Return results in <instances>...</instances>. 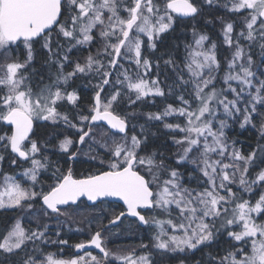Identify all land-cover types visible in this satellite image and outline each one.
<instances>
[{"label": "snow or ice", "instance_id": "6c2138e0", "mask_svg": "<svg viewBox=\"0 0 264 264\" xmlns=\"http://www.w3.org/2000/svg\"><path fill=\"white\" fill-rule=\"evenodd\" d=\"M0 210V264H264V0H0Z\"/></svg>", "mask_w": 264, "mask_h": 264}, {"label": "trees", "instance_id": "16d2710c", "mask_svg": "<svg viewBox=\"0 0 264 264\" xmlns=\"http://www.w3.org/2000/svg\"><path fill=\"white\" fill-rule=\"evenodd\" d=\"M222 12H223V9H221V12L220 13H217V15H220ZM225 18L228 19L229 17H225ZM210 31L212 33H215V35H213L212 38L213 39H216L217 38V35H219V25H217L214 29H210ZM237 31H239V27H237ZM97 47H98V45H94L92 47V51L95 52L96 49H97ZM87 54H88L87 53V50H85L82 53H79L78 55L86 56ZM221 59H223V56H221ZM76 86L78 87V90L81 92V94H82V96L84 97L85 100L91 96V91L88 88L85 87V81H79L78 80L76 82ZM145 110H148V109H145ZM151 110L154 111L155 109L153 108ZM226 131H230L232 133V136L233 137H235V135H236L237 132H243V135L239 137V139H240L241 142H244L247 138H251L252 140H254V138H255L254 137V134L256 133V129H252L250 132H245L243 129H240L239 128V124H236L234 127H231L230 129H227ZM168 143H169V146H170V150L171 151H175L176 149L173 148V147H171V141H169ZM83 167H87V165H84ZM5 170H7L6 166H5ZM109 207H110L109 215H111V208L116 207V205L115 204H109ZM12 214L13 213L11 212V210H9V212L6 213V214L2 213V210H0V218H2V215H12ZM83 214L84 215H87L88 212H84ZM127 223H129V220H125L124 223L121 224L119 227L112 228L109 233H106L105 234L106 237H108L112 233H115V232L117 233V236L115 237V239L108 240V238H107V240H108V247L111 248L113 251H116L118 249L117 246L118 245H121V243H123V242L118 241V240L119 239L121 240L122 237H125L126 232H124L125 230H122L121 228L124 227ZM134 226H135V224H134ZM72 227L75 228L76 225H72ZM84 227L87 228L86 226H84ZM132 229H135L132 232H134L133 235L136 236V237H138L137 231H139V232L144 231V228L143 227H140L139 229H137L136 226H135V228H132ZM65 231H67V229H65ZM68 235L72 237V239L70 240V245L71 244H74V243L78 242L79 240L85 238V235L80 234V233H75V232L68 233ZM142 239L144 240V243H148L149 242L148 239H146L145 236H143ZM70 245L69 246H65L64 251L60 253V255L62 257L69 256V255H73L74 254V249L71 248ZM132 248H135V244H133ZM49 250L50 251H53V252H56L57 251L56 248H53L51 246L49 247ZM138 251H139V249H138ZM163 264H169L168 260L167 259L163 260ZM172 264H176V262L173 261Z\"/></svg>", "mask_w": 264, "mask_h": 264}, {"label": "rangeland", "instance_id": "374dc122", "mask_svg": "<svg viewBox=\"0 0 264 264\" xmlns=\"http://www.w3.org/2000/svg\"><path fill=\"white\" fill-rule=\"evenodd\" d=\"M99 131L100 130L98 129L97 133H99ZM16 171L18 173L20 170L17 169ZM81 210H83V213L84 212H88V210L84 209L83 206H81ZM131 227L135 228L134 224L130 225L129 223H127L124 227L121 228L122 230H125L124 232H126V235H125V237H122L121 240L120 239L118 240V241H121L123 243H121V245L117 246L118 247L117 250H120V249H131L133 244H135V248H137V250H138L139 249L138 246L141 243L143 236H145L146 239H148V241L151 239V232L149 230H147V229H145L143 227L144 231H141V232L137 231L138 237H136V236L133 235L134 232H132L135 229H132ZM85 233H87V228H85ZM116 236H117V233L115 232V233H112L111 235H109L107 238H108V240H113V239H115ZM82 254L83 253H81V255ZM70 257H71V255L64 256L63 258H70Z\"/></svg>", "mask_w": 264, "mask_h": 264}, {"label": "water", "instance_id": "95a60500", "mask_svg": "<svg viewBox=\"0 0 264 264\" xmlns=\"http://www.w3.org/2000/svg\"><path fill=\"white\" fill-rule=\"evenodd\" d=\"M143 227V226H142ZM89 251H95V252H97L98 250H96V249H92V248H90V249H88ZM74 252H75V249H74ZM82 253V252H81Z\"/></svg>", "mask_w": 264, "mask_h": 264}, {"label": "flooded vegetation", "instance_id": "af4514ba", "mask_svg": "<svg viewBox=\"0 0 264 264\" xmlns=\"http://www.w3.org/2000/svg\"><path fill=\"white\" fill-rule=\"evenodd\" d=\"M129 219H132V218H129ZM142 241H144L143 239H142ZM93 252V251H92Z\"/></svg>", "mask_w": 264, "mask_h": 264}]
</instances>
